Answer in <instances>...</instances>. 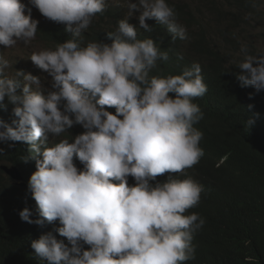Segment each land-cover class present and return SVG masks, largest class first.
<instances>
[{
    "label": "clouds",
    "instance_id": "9594fccd",
    "mask_svg": "<svg viewBox=\"0 0 264 264\" xmlns=\"http://www.w3.org/2000/svg\"><path fill=\"white\" fill-rule=\"evenodd\" d=\"M169 1L0 0L5 260L190 264L228 224L257 223L241 197L260 196L236 189L232 165L264 149V0H203L201 19ZM92 22L113 31L96 36ZM45 25L69 38L46 41ZM215 56L237 65L234 87L206 80ZM18 237L27 247L9 243Z\"/></svg>",
    "mask_w": 264,
    "mask_h": 264
},
{
    "label": "trees",
    "instance_id": "16d2710c",
    "mask_svg": "<svg viewBox=\"0 0 264 264\" xmlns=\"http://www.w3.org/2000/svg\"><path fill=\"white\" fill-rule=\"evenodd\" d=\"M167 1L173 6V2ZM111 11L108 10L100 18L102 19L106 15H111ZM113 24H115V21ZM91 28L96 32V36L100 37H105L107 32L113 31L110 26L103 28L95 22H92ZM42 34L46 41L58 42L69 38V35L62 29L49 25L42 27ZM82 36L86 37L84 34ZM236 71L237 65H227V61L224 58L215 56L207 63L205 78L208 83L232 88L235 86L234 73ZM260 108H264L263 102H260ZM224 112L225 110L223 109L220 113L210 116V121L214 123L213 125L216 126L218 122L223 120ZM230 124L234 126L237 134L252 144L259 143L263 138L262 131L252 125L238 123L235 119H231ZM232 166L236 174V189L242 191L244 194L260 196L241 197L251 207L252 214L257 223H252L241 229L233 228L228 224L220 235L212 240V254L192 259L190 264H264V149L257 150L249 155L243 161L241 167ZM200 212L204 215L206 222L215 221V209L210 199L204 201ZM37 238H34V240ZM9 243H16L25 248L27 247L28 239L18 237L15 241H10ZM8 245L6 243L0 244V246ZM0 264L17 263L5 260L0 256Z\"/></svg>",
    "mask_w": 264,
    "mask_h": 264
},
{
    "label": "rangeland",
    "instance_id": "374dc122",
    "mask_svg": "<svg viewBox=\"0 0 264 264\" xmlns=\"http://www.w3.org/2000/svg\"><path fill=\"white\" fill-rule=\"evenodd\" d=\"M106 1L109 2V1H115V0H106ZM187 1L192 5L193 11H194V17L196 19H201V18H204V17L210 15L209 6L205 1H203V0H199V1L187 0ZM219 2L222 3V2H224V0H219ZM32 12H34L35 16L38 19H47L44 16H42L39 13L38 9H36L35 7L32 9ZM134 16H135V14H134ZM261 26H262V33H264V21L261 23ZM34 48L36 49V51H39L41 49L46 48V45L42 44V43H34ZM236 55L242 56L244 54L243 53H236ZM46 75H47V73H46Z\"/></svg>",
    "mask_w": 264,
    "mask_h": 264
}]
</instances>
